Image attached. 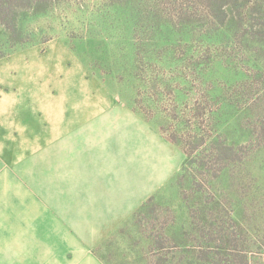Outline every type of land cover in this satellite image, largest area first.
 I'll list each match as a JSON object with an SVG mask.
<instances>
[{
    "label": "rangeland",
    "instance_id": "obj_1",
    "mask_svg": "<svg viewBox=\"0 0 264 264\" xmlns=\"http://www.w3.org/2000/svg\"><path fill=\"white\" fill-rule=\"evenodd\" d=\"M181 1L43 0L19 9L22 44L8 49L0 23V49L9 50L0 58V107L8 116L18 107L46 116L49 106L92 100L134 112L127 115L129 128L160 134L152 146L163 149L167 140L169 158L178 157L170 167L128 158L120 168L121 188L139 189L131 205L152 189L158 173L165 169L168 178L139 206L154 197L138 219L139 208L97 247L107 264H264V137L258 134L264 0L250 6L253 17L244 15L245 0H220L230 2L225 23L213 20L207 0H189L183 9ZM194 107L204 113L202 128L194 123ZM184 119L187 127L179 124ZM7 120L9 130L0 135V225L5 195H14L13 204L32 196L29 210L39 202L47 207L48 174L39 171L48 163L40 156L46 148L13 146L20 133L31 135L32 123L15 130ZM163 126L167 133L186 129L192 138L226 136L238 154L213 165L199 158L179 183L186 154Z\"/></svg>",
    "mask_w": 264,
    "mask_h": 264
},
{
    "label": "crops",
    "instance_id": "obj_2",
    "mask_svg": "<svg viewBox=\"0 0 264 264\" xmlns=\"http://www.w3.org/2000/svg\"><path fill=\"white\" fill-rule=\"evenodd\" d=\"M18 108L8 116L7 108L2 111L0 107L4 126L0 135L5 127L9 130L7 119L14 122L15 130L32 123L31 135L20 133L21 142L16 139L13 146L31 152L46 148L40 156L48 163H41L39 171L48 174L47 207L39 202L29 210L26 205L36 201L32 196L25 203L22 195L14 204L13 194L4 196L8 208L0 225V264H107L97 247L168 178L165 169L158 173L152 189L131 205L132 194L139 189L121 188L120 168L128 167V158H151L156 166L160 162L170 167L178 157L169 158L167 140L160 138L166 146L163 149L152 146V137L157 140L160 134L153 135L149 127L129 128L127 115L134 112L124 107L99 106L92 100L85 106L63 102L49 106L46 116L35 108L32 113ZM40 117H44L43 124ZM3 139L7 148L5 134Z\"/></svg>",
    "mask_w": 264,
    "mask_h": 264
},
{
    "label": "trees",
    "instance_id": "obj_3",
    "mask_svg": "<svg viewBox=\"0 0 264 264\" xmlns=\"http://www.w3.org/2000/svg\"><path fill=\"white\" fill-rule=\"evenodd\" d=\"M38 1H43V0H0V23L4 26L5 29L4 34L6 39L8 40L7 42L9 44V46L7 47L8 49H10L11 47L14 48L16 45L22 44L24 42L23 39L20 38L21 32L23 33V30L20 28L18 21L19 9L34 7L38 3ZM188 1L189 0L181 1L182 9L184 8V6H188ZM231 1L238 2L239 0H231ZM207 2L208 3H206L205 5L209 8L212 16L218 17V18H213V20L220 21L221 23H225L223 21V18L226 20L228 19V11L225 10L223 7L225 5H230V2L219 3L220 0L218 1L207 0ZM255 3H256L255 0H245L240 3V5L244 8V15H246L247 17L254 16V13H251L248 10L250 6ZM235 20L236 19L234 18V16L229 18V21H235ZM8 51L9 50H7L6 48H1L0 58L5 56L8 53ZM191 114L194 115V120H195L194 123L196 124L197 128H202L204 121L201 120V118L204 116V113L200 112L197 107H194ZM189 123L190 121H188L187 119L179 121V124L182 127H187ZM164 128L165 127L163 126L162 131L166 133V137L170 141L181 145L184 150V153L186 154V159L181 167L179 175L177 176L179 183H183L184 173L188 172V168L190 165L200 161L199 158H211L213 159L212 160V165H213L220 161H229L231 159H235L236 155L238 154L237 148H235L234 143H230L228 141V138H226V136L222 138L219 134L218 135L213 134L206 139V137H204L201 134L200 137L196 136L195 138H192L193 136L190 135L191 133L189 135L186 133L187 131L186 129H184L183 132L180 134V132L177 130L176 131L172 130L170 133H167L164 130ZM197 133L198 132H196L195 135H197ZM258 134L261 137H264V120L261 121ZM250 138L251 139L255 138V131H253V133L250 134ZM239 147H244V146L241 145ZM199 163L203 165V162H199ZM206 164L207 162H205V165ZM153 199L154 197H150L134 213L135 219H138V216L142 214L143 209H147L148 204ZM178 264H180V262Z\"/></svg>",
    "mask_w": 264,
    "mask_h": 264
}]
</instances>
